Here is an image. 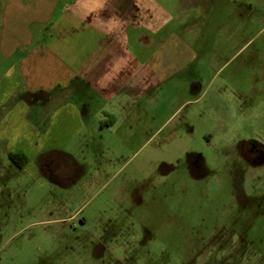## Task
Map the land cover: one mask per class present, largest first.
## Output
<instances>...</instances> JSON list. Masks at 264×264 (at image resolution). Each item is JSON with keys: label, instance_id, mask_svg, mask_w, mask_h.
I'll return each instance as SVG.
<instances>
[{"label": "rangeland", "instance_id": "1", "mask_svg": "<svg viewBox=\"0 0 264 264\" xmlns=\"http://www.w3.org/2000/svg\"><path fill=\"white\" fill-rule=\"evenodd\" d=\"M208 4L158 24L136 57L179 69L118 95L112 132L36 175L0 162V264H264V164L241 151L264 147V0Z\"/></svg>", "mask_w": 264, "mask_h": 264}, {"label": "crops", "instance_id": "2", "mask_svg": "<svg viewBox=\"0 0 264 264\" xmlns=\"http://www.w3.org/2000/svg\"><path fill=\"white\" fill-rule=\"evenodd\" d=\"M150 1L156 2H1L0 65L9 70L0 77L2 164L36 175L42 159L64 160L66 150H83L86 136L96 140L115 129L110 103L118 95L133 97L135 88L143 94L150 79L179 69V64L149 67L136 55L147 49L148 38L151 43L158 38L164 28L159 23L207 16L209 0H183L188 3L185 12L151 11ZM155 50L162 54L161 47ZM101 112L109 116L105 125L95 116ZM10 155L18 156L19 165Z\"/></svg>", "mask_w": 264, "mask_h": 264}, {"label": "flooded vegetation", "instance_id": "3", "mask_svg": "<svg viewBox=\"0 0 264 264\" xmlns=\"http://www.w3.org/2000/svg\"><path fill=\"white\" fill-rule=\"evenodd\" d=\"M246 145L241 148L242 159L247 163L253 165H263L264 164V147L259 145L256 141H248Z\"/></svg>", "mask_w": 264, "mask_h": 264}, {"label": "trees", "instance_id": "4", "mask_svg": "<svg viewBox=\"0 0 264 264\" xmlns=\"http://www.w3.org/2000/svg\"><path fill=\"white\" fill-rule=\"evenodd\" d=\"M17 157H18V156L10 155V159H11L14 163H16V164H18V162H17ZM18 165H19V164H18Z\"/></svg>", "mask_w": 264, "mask_h": 264}]
</instances>
